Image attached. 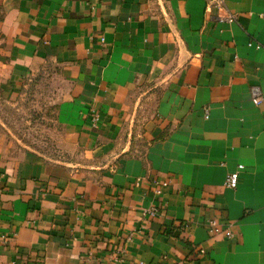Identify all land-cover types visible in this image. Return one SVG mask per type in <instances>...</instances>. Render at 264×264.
I'll return each instance as SVG.
<instances>
[{"label": "crops", "instance_id": "obj_1", "mask_svg": "<svg viewBox=\"0 0 264 264\" xmlns=\"http://www.w3.org/2000/svg\"><path fill=\"white\" fill-rule=\"evenodd\" d=\"M208 1L0 0L9 82L65 85L61 154L0 151V264H264V0Z\"/></svg>", "mask_w": 264, "mask_h": 264}, {"label": "rangeland", "instance_id": "obj_2", "mask_svg": "<svg viewBox=\"0 0 264 264\" xmlns=\"http://www.w3.org/2000/svg\"><path fill=\"white\" fill-rule=\"evenodd\" d=\"M4 47L0 33V50ZM65 85L52 66L35 71L17 86L9 82L0 55V151L55 158L62 150L60 99Z\"/></svg>", "mask_w": 264, "mask_h": 264}, {"label": "built area", "instance_id": "obj_3", "mask_svg": "<svg viewBox=\"0 0 264 264\" xmlns=\"http://www.w3.org/2000/svg\"><path fill=\"white\" fill-rule=\"evenodd\" d=\"M216 6L219 8L221 11H227L225 15H220L219 19L221 21L225 22H234L236 21V14L230 12L227 7H226V2L225 0H209L208 5H207V11H211V8L213 6ZM249 45H255L257 48H261L262 45L260 43H255V42H250ZM252 91V100L256 105L261 104L264 102V85H254L251 88ZM206 116H209V108L205 110ZM99 122V114L97 112H93L92 114V123L93 125H96ZM244 168L243 164H240L238 166V170L231 172L228 174L227 179H226V186L229 188H237L239 184V179H240V171ZM174 180L172 177H153L149 179L147 182L145 180L138 178L135 181V185L138 187L143 186L145 183L150 187V191L154 194L155 197L160 198L163 197L164 194L169 190V188L172 186ZM158 212V208L156 206H153L151 208L145 209L142 212V217L148 218L155 216ZM225 236L228 238H233L235 236V232L231 229L228 228L225 231ZM115 261L118 264H122V259L119 257L115 258Z\"/></svg>", "mask_w": 264, "mask_h": 264}]
</instances>
